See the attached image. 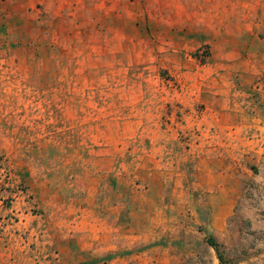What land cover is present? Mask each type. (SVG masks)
I'll list each match as a JSON object with an SVG mask.
<instances>
[{
	"label": "rangeland",
	"instance_id": "374dc122",
	"mask_svg": "<svg viewBox=\"0 0 264 264\" xmlns=\"http://www.w3.org/2000/svg\"><path fill=\"white\" fill-rule=\"evenodd\" d=\"M175 2L0 16V264H222L210 236L225 264H264V132L259 158L196 148L185 83L219 61L205 0L193 33L160 18ZM248 87L264 113V73Z\"/></svg>",
	"mask_w": 264,
	"mask_h": 264
},
{
	"label": "crops",
	"instance_id": "0c3cea01",
	"mask_svg": "<svg viewBox=\"0 0 264 264\" xmlns=\"http://www.w3.org/2000/svg\"><path fill=\"white\" fill-rule=\"evenodd\" d=\"M0 1L2 2L0 16L4 18L3 22L7 26L16 24L25 26L29 21L31 23L37 21L41 7L60 13L67 6L78 5L81 9L86 7L87 3H91L94 5L91 10L95 17L98 10L109 8L107 1H110V9L115 3V0ZM175 1L174 6L160 13V18L166 24L180 27L184 25L190 33H193V30L198 32L199 24L196 26L193 22L196 13L193 3L196 0ZM205 4L206 11L202 13L207 14V28H204L208 36L206 43L211 45L213 51L207 63L210 65L212 59L219 62L213 61L214 68H210V74H213V77L210 78V82L202 80L184 82L186 87L190 88L188 90L190 99H183L184 102L193 106L198 100L206 106L204 112L196 117L199 124L203 121L207 123L206 131H203L204 135L194 143L196 148L204 153H210L215 148L220 149L223 146V152H231L226 155L228 163L235 162L232 161L235 155L251 157L258 154L259 158L262 154V138L260 137L264 132V113L256 109L259 106L257 104L262 100L254 102V99H249V94L246 95L244 90L249 89L248 86L258 77V74L264 73V36L261 35L264 32V0H205ZM83 10L87 17L86 9ZM169 16L173 21L168 19ZM176 51L180 50L177 48ZM204 66L199 67L204 68ZM263 96L264 91L262 99H264ZM249 106H252L256 113L247 111ZM209 130L214 131L212 134L215 133V136H218L215 144L214 139L212 141L204 137L209 136ZM201 159L206 161L205 156ZM232 167L234 165H231Z\"/></svg>",
	"mask_w": 264,
	"mask_h": 264
},
{
	"label": "trees",
	"instance_id": "16d2710c",
	"mask_svg": "<svg viewBox=\"0 0 264 264\" xmlns=\"http://www.w3.org/2000/svg\"><path fill=\"white\" fill-rule=\"evenodd\" d=\"M207 242L216 251L217 258L219 259L220 263L225 264L229 262L228 259L225 257L224 251L221 249V244L217 241L214 236L208 237ZM181 264H196V260L194 258H189Z\"/></svg>",
	"mask_w": 264,
	"mask_h": 264
}]
</instances>
